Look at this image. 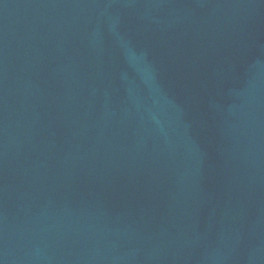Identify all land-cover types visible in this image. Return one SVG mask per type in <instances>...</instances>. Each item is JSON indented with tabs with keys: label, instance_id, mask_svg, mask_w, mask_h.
Returning a JSON list of instances; mask_svg holds the SVG:
<instances>
[{
	"label": "water",
	"instance_id": "obj_1",
	"mask_svg": "<svg viewBox=\"0 0 264 264\" xmlns=\"http://www.w3.org/2000/svg\"><path fill=\"white\" fill-rule=\"evenodd\" d=\"M0 264H264V0H0Z\"/></svg>",
	"mask_w": 264,
	"mask_h": 264
}]
</instances>
